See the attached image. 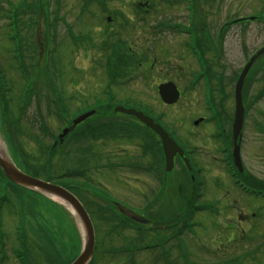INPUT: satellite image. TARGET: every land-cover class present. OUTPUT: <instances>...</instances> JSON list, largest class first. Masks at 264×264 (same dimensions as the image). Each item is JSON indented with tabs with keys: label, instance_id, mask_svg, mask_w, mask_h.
<instances>
[{
	"label": "rangeland",
	"instance_id": "obj_1",
	"mask_svg": "<svg viewBox=\"0 0 264 264\" xmlns=\"http://www.w3.org/2000/svg\"><path fill=\"white\" fill-rule=\"evenodd\" d=\"M49 4H53L54 0H47ZM83 0H61V7L59 9V14L64 15V20L72 21V24H74V29L78 32H81L82 39L80 41H76L74 45L69 44V39L66 37L67 34V28L63 26L62 23L65 21H60L58 19L57 21V35H56V42L58 48L55 47V74L61 76L62 85L61 88L64 86L66 87V90L73 87L70 90V93H72L74 90H82L85 94H82L81 101H77V103H74L71 107H76L78 105H82L86 102V100L89 101L91 96L94 94H100L101 89L104 85L107 84V79L104 78V73L102 69L99 66L100 64H97L96 62L98 59H103L102 56L104 55V51L101 50L102 55H99V51L97 48V45L102 46V43H100L101 37L99 35L94 36L93 40V46H91L90 41L87 40V33H89L92 30V26H94L96 19L88 17L87 14H84V16L80 13H78V10H80V5ZM160 4V10H158L155 13H149L152 17L160 18L163 13H167L170 16H175L176 21H185V17L187 16L186 10L183 9V6L178 5L179 2L176 4L169 6L168 8L163 1L159 0ZM241 0H221V10L219 12V16L221 19L224 20L225 17L232 16L233 10L236 11L237 16H241L244 14H248L250 12V9L238 4ZM107 5L111 8L112 11L108 13V16H111V18L116 17V13H113L114 11H117L118 13H122L121 11L127 12L128 9L131 8L132 3H134V0H107ZM17 3L21 5L26 4L27 0H17L16 2H8L7 5L5 3V0H0V70L6 79V83L9 87L7 89V97L10 98V103H13L15 110L14 114L16 117H20L18 115V111L16 110V106L22 105V101H17V98L20 94L22 85H23V78L19 75L17 72V66L16 62L12 60L10 57L11 50L16 55H19L20 52L17 50V40H15V37L10 38V35L13 33L12 31H9L6 29V21L4 18H2V11L6 10L8 8V13H6V18L14 16V7L17 5ZM18 4V5H19ZM94 3H91L88 7L89 11L96 8L94 6ZM7 7V8H6ZM54 9V8H53ZM116 9V10H115ZM114 10V11H113ZM134 13V11H133ZM135 16V14H134ZM53 14L50 15V20L52 21ZM27 18L30 19H21L22 21L19 23L20 32L23 34H26L29 36L28 43H36V49L34 54L39 56V60L41 62L40 64H37L38 67H41V65H44L45 67V61L44 56L45 51L42 52L40 49L41 43L43 44L44 41L41 40L45 37V30L48 33L47 26L44 24H41L42 19H38L36 15L28 14ZM37 19V20H36ZM155 20L158 19L155 18H149L147 21H150V24L153 22L155 23ZM34 22L35 24H32L31 26L28 25V23ZM41 21V22H40ZM40 22V23H39ZM139 20H136V23L134 25H139L142 22L138 23ZM71 22H69L70 24ZM152 23V24H153ZM106 24V22H105ZM95 28V27H94ZM130 28V27H129ZM230 34L227 35L225 42H223L222 46V52L219 59V65L216 67L217 72L220 71V66H222V69L224 70V74H231V72H239L246 59L249 57V55L256 49L261 43L264 42V26L261 24H256L255 22H251L248 24L247 29L245 30L244 25H236L234 28H231ZM244 29V30H243ZM13 30V29H11ZM235 30V36H232V31ZM7 31V32H6ZM92 32H95L92 31ZM130 32H134V29L132 30L130 28ZM136 33L139 31L135 30ZM96 34V33H95ZM7 37V38H6ZM12 37V36H11ZM50 38V37H49ZM170 38L169 35H162V41L166 40L168 41ZM54 39V40H55ZM137 38L133 39V43H135V40ZM33 40V41H31ZM180 42V40H178ZM139 42V41H137ZM143 43V42H141ZM148 44V43H147ZM53 46V45H51ZM148 46V45H147ZM53 48V47H51ZM97 48V49H96ZM143 48H145L143 46ZM25 54H30V52L25 51ZM210 56H213L215 58L214 52L210 53ZM32 59V58H30ZM36 61V60H32ZM26 63L28 64L29 71L33 70L30 66L28 59L26 60ZM32 63V62H31ZM76 64L78 68L74 65ZM174 64V63H172ZM159 65H162L160 63ZM16 69H15V67ZM163 66V65H162ZM51 63H47V69H44L45 77H42L41 79L40 75L38 77H35V80L30 91V96L28 97L29 104L23 109V112L21 114V120L19 124L17 125L20 127L18 132L10 134L12 137H17L14 140H12V143H8L9 148H16L17 146H21L23 151H26V157L31 158L30 163L28 160V163L34 167L37 166L38 163L41 162V166L43 169H41L40 173L44 177H49L51 174H57L60 172L65 171V167H72L71 161L76 162L74 159V154L71 157V160L66 158L65 156H61L60 158H52L50 165H44L42 160L41 154L37 151L36 146L38 145L36 142L40 140V133H38V130L35 128L37 127V123L34 121L35 118L38 117L39 107L44 110L45 109V98H41L42 96L46 94L54 95L51 91V84H50V78L51 80H55L57 77L50 73L52 70ZM46 70V71H45ZM138 77H134L133 80L127 81L128 83L125 84L124 87L129 88L132 86L131 83L137 82V84H134V89H136V93L138 94L136 102H140L144 105H152L153 109L156 113L162 114V118H165L169 121L170 124H172V127L175 128L180 123L182 124V127L179 128V126L172 130V134L176 137L181 136L184 137L187 142L190 144L189 146L196 148L195 153L192 155L196 162L199 161V166L204 167L203 175L205 178V182L203 183L202 187V194L201 198L209 199L208 201L213 202V199L222 200L221 206L219 210V214H209L205 213L204 215H201L198 219L200 225H197L193 227L192 230L194 233V243L190 239V244L192 246L193 250V256L188 259L189 261H194L195 264H216V260L220 257H231V256H237L241 252H244L246 249L249 251L253 248L258 247L259 251L258 253L250 254L246 257L253 256L252 259H247L246 261H243L241 264H264V198L260 200H253L256 198L248 197L246 195H243L240 193V191L233 187L230 183V180L228 179V176L226 175L225 170H223V165L219 163V157H221V153H219V149L217 148V143H214V141H211L208 139V137H204V141L202 140V136L195 135V136H188L190 135L189 130L193 127V122L191 117H196L197 110H199V106L201 101L195 100L196 94L200 91L198 86H195V80H192V84H194V89L187 90L186 95L184 94L182 102H180V108L177 106L174 108H171V113H168L170 108L166 109L163 106H160L159 99L157 100V96L155 94L154 89V83H156L159 80L164 79H171L173 81H176L178 85L183 89V92L185 90V83L184 79L182 78L183 73L181 71H176L175 69L168 72V73H156L151 72L147 75V77H144L142 75V71L138 72ZM263 75L262 79H264V73L261 71H256L252 74V80H250V84L248 85V91H249V109L246 107V122L245 127L243 129V136H242V144H241V160L243 164L244 171L247 174H250L258 179L264 180V134L262 131L264 129H261L262 126H264V95H260L258 93V90L263 85V80L257 81V78H260ZM70 78L72 79L71 81ZM45 79V80H44ZM189 79V78H187ZM186 79V80H187ZM45 82H44V81ZM60 81V79H59ZM201 80H198L200 82ZM152 83V84H151ZM188 83V82H187ZM186 83V84H187ZM6 85V86H7ZM188 85V84H187ZM59 87V86H58ZM68 90V91H69ZM88 90V91H85ZM228 90V89H227ZM231 91V90H230ZM229 91V92H230ZM77 93V92H76ZM78 94V93H77ZM231 94V92H230ZM256 94L255 99H253L254 95ZM198 95V94H197ZM247 95V92H246ZM245 95V96H246ZM67 96V93L66 95ZM100 96H102L100 94ZM125 96L122 94V97ZM220 96H222L220 94ZM143 101V102H141ZM19 102V103H17ZM68 102V101H67ZM74 102V101H73ZM231 102V101H230ZM228 102L226 100L225 109L230 112L232 110V103ZM248 102V101H247ZM148 103V104H147ZM246 104V103H245ZM187 105V109H185ZM52 106H54L52 104ZM49 108V107H48ZM184 108V110H183ZM52 109L51 107L49 108ZM85 109V108H84ZM83 109V110H84ZM71 110V109H70ZM183 110V111H182ZM165 111V112H163ZM48 114L47 111H45V114ZM167 113V114H166ZM187 113H191V116H187ZM50 115V114H49ZM117 117H121V115H116ZM153 117L157 118L155 114ZM50 118V117H49ZM48 118V119H49ZM159 118L157 119L159 122L163 124V119ZM167 120H165L167 122ZM47 122V121H46ZM50 123L48 124L52 127L54 132L57 129V126L59 125L58 121L56 119H52ZM163 126H165L163 124ZM168 126V124H167ZM0 127L7 131L8 126H5V124L0 123ZM166 127V126H165ZM170 127V126H169ZM170 127V128H172ZM200 128H202L200 126ZM1 129V131H2ZM176 131V132H175ZM9 134L7 133V136ZM2 134H0V140ZM126 137V136H125ZM45 144L48 143L50 140V137H46ZM133 141V140H132ZM8 142V141H7ZM116 142L120 144H126L124 145L125 149H118L112 148L108 149L110 153H103L101 154L100 158L96 160L98 162L99 167L96 168L95 166H92L91 168H87L84 172L87 170V176L88 179L85 176H82L80 178L74 177L73 181H69L70 183L74 184H80L78 181H85L92 184L97 189H100L104 191V193L108 195H112V197L117 198L118 200L122 201L123 203H126L129 206H132L134 208L140 207L145 199L150 198L152 192L157 191V188H160V183H155L154 179H150L151 177L146 175L143 172H136L133 169H131L129 166H127V163L129 162H141L139 158V154H141L142 149L139 148V144L135 142L132 146L130 145L131 142L128 139L124 140H117ZM134 142V141H133ZM122 144V145H123ZM4 145V143H3ZM109 144L108 146H110ZM113 145V144H112ZM130 145V146H127ZM6 148V145H4ZM12 146V147H11ZM16 154L17 151L15 149H12ZM119 154L118 156H116ZM142 155V154H141ZM35 157V158H34ZM34 158V159H32ZM145 161L147 158L144 159ZM150 160V158H148ZM70 161V162H69ZM86 163V162H85ZM113 164V165H112ZM75 166H79L78 163H75ZM39 167V166H37ZM85 169V168H84ZM177 171H179L180 167L176 168ZM138 175L135 177V174ZM181 174L179 175L176 173V171L168 173V180L170 184V190L173 192L174 190H177V186L180 184ZM135 177V178H134ZM136 179V180H134ZM144 181V182H143ZM168 186V185H167ZM3 186L0 183V192L2 193ZM0 193V194H1ZM79 196L83 199L84 203H86V206L91 205L93 210H96L98 208V203L102 202L103 199L98 196H94L91 193H86L84 190H78L77 192ZM27 198V205H33L37 206L38 210L30 209V212L33 213L32 216H34V219H31L30 217L27 218L28 225H26V228L28 227V247L30 249L29 255L28 252L25 250L27 258L30 257L31 264H49L47 256H43L44 252L42 247H51L53 244H57L56 240H49L46 241L45 244L42 239V229L39 226H42L40 222H46L47 225H52L51 227L54 229L53 233L57 234L61 239L68 238L67 236H70V233L74 232V226L72 225L74 221L70 216L67 215L65 211H63L61 208L57 207L56 205H53L51 201L48 199L33 195L32 193L26 194ZM168 201V202H167ZM165 203L167 205L172 204L169 199ZM128 202V203H127ZM130 202V203H129ZM207 202V201H204ZM224 202L226 204L230 203L229 208H224L223 205ZM105 203V202H104ZM4 206H2V210L0 212V217L2 221V229L6 233V240H5V250H6V257L3 259L4 263L6 264H17V258L15 253L13 252V247L19 246V243L15 239L14 236V224L22 222V217L19 213H15L12 209L11 205H6L3 202ZM132 204V205H131ZM134 205V206H133ZM160 205L157 206L159 208ZM90 207V208H91ZM254 212V213H253ZM98 213L94 214L93 220H96L98 217ZM250 215H252L250 217ZM196 218V217H195ZM197 220V218H196ZM73 222V223H72ZM106 218L101 217L98 223V233H99V239L103 240V232L106 227ZM235 224V225H234ZM232 226H235L234 230H230L231 233L234 232L235 236H237L236 239L240 238L242 235H244V232L247 233L246 236H242L243 238L237 241L236 247L233 248V246H230L227 242H221V240H224V235H226V230L230 229ZM30 227L34 228V232H31ZM244 230V232H243ZM229 231V232H230ZM229 232L227 234H229ZM230 233V235H231ZM124 236L122 240L128 239L131 237L129 233L124 232ZM52 236V235H51ZM50 236V237H51ZM53 237V236H52ZM54 238V237H53ZM230 238V237H229ZM75 239L77 242H79V239L77 236H75ZM192 241V242H191ZM101 250L98 249L97 254H101L105 252L107 246L105 245V241L102 242ZM57 246V245H56ZM116 246V245H115ZM54 252L56 251L55 245L53 246ZM175 250V249H174ZM205 250H212L214 251V254L217 256H214L210 254L209 251H207V255L209 256H201L198 252L203 253ZM47 251V250H46ZM227 252L226 256L224 254ZM106 253V252H105ZM235 253V254H234ZM237 254V255H236ZM137 255V256H136ZM139 254L135 253L134 261L133 263L137 264H169L164 259L160 258L153 261V258H150L148 261H141V262H135L136 257H138ZM99 257V256H98ZM101 262L100 264H109V260L105 258V256L101 255ZM190 257V256H189ZM177 260L178 257H175ZM222 258V261L223 259ZM119 259L121 257L119 256ZM112 260V259H111ZM255 260V261H253ZM123 262L121 264H128L131 263L130 259L126 261V258L122 260ZM156 261V262H155ZM180 261V260H178ZM158 262V263H157ZM222 263V262H221ZM181 264V263H180Z\"/></svg>",
	"mask_w": 264,
	"mask_h": 264
},
{
	"label": "flooded vegetation",
	"instance_id": "obj_2",
	"mask_svg": "<svg viewBox=\"0 0 264 264\" xmlns=\"http://www.w3.org/2000/svg\"><path fill=\"white\" fill-rule=\"evenodd\" d=\"M238 4L243 6L245 5L250 9V12L246 14L243 19L245 23V29H247V26L252 21L260 20L264 22V0H241L238 2ZM178 5L183 6V9H185L187 16L185 17V21L181 22L184 27V32L182 31L177 32L178 29L174 28L171 29V32L166 33V35H169L170 38L168 40V43H166V48H170L171 51V58L169 59L166 68L154 67L153 64H151L150 68L155 69L159 72H168L169 70L172 71L176 67H179L184 72H190L196 71L197 68H199V65L196 60V58L189 53L188 46L190 40H196L198 42L202 53H203V66L207 68V73L210 76V86L211 88H216V84L219 86L222 85L224 97L222 98L224 100V103L226 100L230 102L232 100V95L230 94V87H232V84L235 79V72H231V74H224V70L222 69V66H220V71L218 75V79L215 77L214 70L216 71V61L220 59V55L222 52V46L223 42H225L227 35H229L231 32V28H234L237 25V13L233 10V15L229 17H225L224 20L221 19L219 16V12L221 10V0H180ZM175 20V19H173ZM172 24V22H170ZM139 30H141L142 33H134L132 35L138 36V37H147V30L151 31L148 33L153 38H159L162 35H165V33H160L162 31V27H164L161 24H149V23H142L138 25ZM232 36H235V30L231 33ZM149 38V37H148ZM182 41V45H180V42ZM180 47V48H178ZM182 51V58L180 57V60L174 59L172 54L179 53ZM214 52L215 58L213 56H210V53ZM155 61V60H154ZM172 61H176L179 63L171 64ZM140 62L135 64L136 69H139ZM129 66V65H128ZM121 69L124 68V66H120ZM196 68V69H195ZM187 74V73H186ZM232 78V81H231ZM231 81V82H230ZM196 86L200 89V91L196 94L195 100L201 101L199 106V115L197 114V117L199 118V121H195L194 118L192 120L193 127L189 130L190 134L193 135H200L202 136V140L204 141V137H208L209 140L215 141L214 138L211 136V130H213L214 126L212 122L209 120V112L207 114V109L202 104L203 103V92L201 90L202 88V81L199 83H196ZM228 89V90H227ZM212 98L215 106L217 107V111L219 110V104L218 98L215 92L212 93ZM171 106H175L171 105ZM226 106V104H225ZM221 116L222 123L223 124V130L225 131V134L228 133V130L226 128L227 123L229 122V113L227 110H223L222 113H220V110L218 112ZM166 118L163 119V124L167 127L166 124ZM102 122L106 121L101 120ZM101 123V122H99ZM139 123V122H137ZM161 123V122H160ZM169 123V122H168ZM162 127L166 128L163 126ZM98 125L95 121H87L84 122L80 127H84V135H85V144L83 145L85 149L89 148L91 151H108V149L117 148L122 149L121 146L118 145H112L108 146V140H102V138L98 137L95 141L91 139V130L95 128V126ZM101 125V124H100ZM78 125H75L72 127L73 136L71 140L72 141V148L74 150L77 149V141L75 138L76 127ZM200 126L202 128H200ZM167 129V128H166ZM170 133L171 130L167 129ZM136 135V142L139 144V148H142L143 150H148L150 152L152 151H158L159 146L157 144V137L154 133L151 131H148L147 136H143L140 138L138 134ZM229 135V134H227ZM149 138V140H147ZM184 138V137H182ZM185 139V138H184ZM186 140V139H185ZM216 143V142H214ZM180 144V143H179ZM181 145V144H180ZM99 147V148H98ZM97 148V149H96ZM175 159L178 160V156H175Z\"/></svg>",
	"mask_w": 264,
	"mask_h": 264
},
{
	"label": "water",
	"instance_id": "obj_3",
	"mask_svg": "<svg viewBox=\"0 0 264 264\" xmlns=\"http://www.w3.org/2000/svg\"><path fill=\"white\" fill-rule=\"evenodd\" d=\"M261 53H264V47L260 49L246 64L244 69L242 70V73L240 74L237 84H236V109H235V117L233 122V133L234 135H238L243 122V106H242V100H241V88L244 76L249 69L251 63L253 60ZM172 82L162 83L158 86L160 96L162 97V100L165 103H172L177 100L178 98V90L176 88V85H173ZM117 110L133 114L136 117L140 118L143 122H145L149 127L154 129L156 132L159 133L162 142L164 151L166 153V160L167 162L171 163L172 160V153H173V146L174 143L172 140L168 137H166V133L159 127V125L154 124L152 119L149 117H145L144 114L141 112H136L132 109H126L123 107H116ZM0 166L2 167L4 173L9 177L12 181L23 185L29 188H33L38 190L39 192H42L44 194H47L51 197H57L60 200H62L63 204L67 205L71 211L74 213L76 218L78 219V224L82 227V233L83 234V243H82V249L80 254H78V257L73 260L70 264H87L92 256L91 253H93V246H94V233H93V227L92 223H90V218L84 208L82 207L81 203L77 201V198L72 194L69 193L68 190L65 188L51 184L45 181H42L37 178H33L29 175H24L23 172L18 170L12 163V161L9 159L7 155H5V152H0ZM120 211L125 213L126 215L140 220L138 216H136L132 211H129L128 209H125L124 207H120Z\"/></svg>",
	"mask_w": 264,
	"mask_h": 264
},
{
	"label": "trees",
	"instance_id": "obj_4",
	"mask_svg": "<svg viewBox=\"0 0 264 264\" xmlns=\"http://www.w3.org/2000/svg\"><path fill=\"white\" fill-rule=\"evenodd\" d=\"M9 136V139H10V142L12 143V140H14L15 139V137H12V136H10V135H8ZM15 150L17 149V147L16 148H14ZM15 153V152H14ZM21 158V159H20ZM19 159L20 160H22L23 159V161H25V163H26V159H25V154H23V152H22V157H20ZM51 160H47L46 162H45V164L44 165H50L51 163ZM25 165V164H24ZM25 167H27L26 165H25ZM27 169L28 170H31V171H34V169L35 170H37L36 168H31V167H27ZM41 169H43V168H41ZM35 172H38V171H35ZM51 176H49V177H47V178H50ZM59 181V180H58ZM59 183H63V182H59ZM100 217H102V216H100ZM44 234L45 235H49V238H50V240H53V238L52 237H50L51 235H50V232H47L46 230H44ZM57 254H55V252H54V250H53V248L51 249V250H49V252H48V254H47V257L48 258H50V262H51V264H56L57 262L56 261H58L57 260V256H56ZM247 259H244L243 261H246ZM235 261H238V264H241V260H239V259H235ZM253 261H255V260H253ZM175 262H173V264H174ZM227 264H228V260H227V262H226ZM229 264H233V262L232 261H230L229 262Z\"/></svg>",
	"mask_w": 264,
	"mask_h": 264
}]
</instances>
